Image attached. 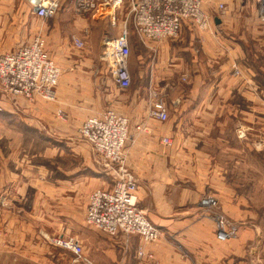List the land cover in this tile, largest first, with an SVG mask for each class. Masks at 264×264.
<instances>
[{
    "label": "crops",
    "instance_id": "obj_1",
    "mask_svg": "<svg viewBox=\"0 0 264 264\" xmlns=\"http://www.w3.org/2000/svg\"><path fill=\"white\" fill-rule=\"evenodd\" d=\"M205 1L210 3L209 1L214 0ZM226 1L214 2L217 5ZM27 4V0H0V54L27 43L35 33L34 26L29 22L22 23L21 20L22 14L29 16L30 6L28 8ZM254 4L257 8L256 0ZM100 10L102 9L90 21L85 19L79 23L80 32L87 37V46L88 43L98 46L99 36L95 29L99 23L103 27L101 40L117 35L116 29L104 27L107 20L106 16H100ZM216 14L220 24L213 22L207 31H198L205 38L204 54L200 57L197 54L196 31L189 25L183 26L177 38L158 43L142 44L131 31V53L128 59L131 85L125 91L114 85L108 94L104 93L106 90L103 87L104 83L107 86L109 84L108 69L105 70V76L103 68L100 72L99 69L87 72L83 68L92 65L93 58H85L77 63L68 56L69 31L66 21L64 23L60 18L58 22L56 19L44 29L47 51L61 70L56 88L57 100L35 101L31 104L23 99H16L11 103L0 93V115L24 114L32 125L42 122L46 131L53 136L74 139L82 119L99 116L111 108L123 114L129 120L130 140L125 148V157L128 168L137 177V204L156 224L163 237L143 244L136 236L122 233L108 236L86 225L83 211L82 217L77 221L81 226L76 232L77 236H73L83 249L82 259L76 261L73 253L53 246L47 240L57 235L69 236L62 230L60 233H53L46 225L67 220L40 215H5L1 218L3 228L0 231V264H262L258 252L254 249L249 253L246 251L247 243L252 240L249 233L239 229L226 242L216 239L213 220L201 213L198 204L200 198L209 195L207 192L210 191L205 189L204 175L198 173L195 183L191 184L187 172L186 160L203 161L213 158L205 150H197L192 139H199L200 136L202 139H209L210 145L216 146L218 143L227 147L228 139H232L229 127L234 119L238 128L236 139H248L246 135L251 128L245 122L249 126L251 124L252 129L255 128L254 125H259L261 111L264 110V104L261 103L264 89L257 73L260 70L258 58L264 57V26L249 23L242 33L235 36V40L228 34L219 38L218 29L227 28L226 31L229 32L240 26L224 23L231 15L230 12L219 16L217 9ZM72 37L74 35L70 38L71 45ZM77 37L84 38L82 35ZM232 63L236 64L240 76L231 75ZM73 65L82 69V75L79 76L82 88L77 89L83 90L84 95L82 107L77 109L65 104L71 87L69 81L72 79L66 69ZM91 74H96V85L87 83ZM151 91L168 96L167 112L171 118L166 123L146 119ZM89 95L97 97L96 107H85L84 96L88 99V104L93 102ZM248 114L252 116L251 121ZM197 118L200 120L197 121ZM143 122L145 130L136 131V125ZM195 124L201 126L202 131ZM248 129L249 132L246 133ZM166 136L173 139L170 147L160 141ZM46 150L50 158H53L52 150L47 147ZM59 159L64 165L61 163L55 170L45 166L44 178L31 184L35 190V202L41 203L43 199L45 204L59 200L70 202L73 199L78 207L76 201L79 196L84 195L83 184L79 185L84 179L83 173H79L83 169H79L77 165L70 173L68 155H63L62 152ZM58 170L59 176L56 174ZM53 171L56 175L54 178ZM210 172L221 174V183H227L223 179L228 174L227 168L221 169V173L218 170ZM73 174L76 177L74 180ZM26 184L24 181L21 187H16L15 192L19 195L9 200L11 207L25 208L28 202ZM111 185L106 184L104 189ZM69 192L74 193L72 198L68 196ZM217 199L222 204L220 197L217 196ZM35 207L38 208L37 205ZM222 207L228 205L223 203ZM140 246L143 248V257L137 255Z\"/></svg>",
    "mask_w": 264,
    "mask_h": 264
},
{
    "label": "rangeland",
    "instance_id": "obj_2",
    "mask_svg": "<svg viewBox=\"0 0 264 264\" xmlns=\"http://www.w3.org/2000/svg\"><path fill=\"white\" fill-rule=\"evenodd\" d=\"M215 1V0H214ZM214 1H209L210 3L206 2L205 4V11L212 18L213 15L217 13L216 3ZM29 4H27L28 8L30 6V13L29 16L21 15L22 23L25 22L26 24L29 22L31 26L36 28L35 33L29 37V41L35 38V36L42 37L45 41V48H46V40L44 37V29L48 28L50 24H52L56 19L60 22V18L63 19L65 25L69 31V50L68 56L72 57L77 63L79 60L85 58H93L92 65H88L87 68H83V70L88 71H95V69H99L100 72L101 68H103L104 76L105 70L107 69V64L103 61V42L101 40L103 29L102 24H97L95 33L99 36V43L97 47L92 46L88 43L87 46V37H85L82 32H80L79 23L82 20H91L93 15L91 14H79L74 10V3L73 0H60L59 9L57 10L56 14L47 20H42L37 18L32 12V5L27 0ZM23 4V3H22ZM225 13L230 12L231 15L224 20L225 24L231 25H238L239 28H233V31H226L227 28L224 30L218 29L217 35L219 38L222 35H229L236 39V35L238 33H242L245 30V25L249 23H257L261 26L258 19V7H255L254 0H227L225 3ZM24 5V4H23ZM207 5V6H206ZM238 9V10H237ZM108 10H100L101 13H106ZM217 15V14H216ZM104 25V27L110 28L108 22ZM213 23V21H211ZM211 26V25H210ZM244 26V28H243ZM191 27V26H190ZM111 29V28H110ZM196 31L197 40H196V47H197V54L198 57L204 54L203 52V43L205 38L201 37L200 32L196 30L194 27L192 28ZM118 32V28H116V33ZM83 37H77L79 35ZM74 35L72 38H80L84 42V47L82 49H76L73 45H71V36ZM84 39V40H83ZM94 41V40H93ZM26 42V40L24 41ZM27 42V43H28ZM73 42V40H72ZM101 43V44H100ZM26 44V43H24ZM23 45V44H22ZM21 46V45H20ZM47 49V48H46ZM131 50V49H130ZM6 53V52H5ZM131 53V51H130ZM3 54V53H2ZM262 55V53H261ZM53 61V60H52ZM54 62V61H53ZM55 64V62H54ZM56 65V64H55ZM233 65L230 66L231 75L233 74ZM57 66V65H56ZM73 65L66 69L67 73H70L72 76L70 79L71 87L68 90L66 95V106L69 108L77 109L82 107L83 102V90L78 91L77 88H82L80 86V77L82 75L80 68L77 69ZM236 66V64H235ZM237 67V66H236ZM258 75L260 77V82L262 83V87L264 89V57L260 56L258 58ZM238 69V68H237ZM239 70V69H238ZM61 71V70H60ZM150 71V70H149ZM130 73V72H129ZM91 79H87V83H92V85H96L95 77L96 74H91ZM240 76V71L237 77ZM88 77V76H87ZM109 79L108 86L104 83L103 87L105 88V94H108V91L112 90L114 85H116L110 76L107 74ZM58 85V84H57ZM57 88V86H56ZM56 88H55V101L56 98ZM94 91V90H93ZM95 93V92H94ZM88 97L93 98V102L88 104V99L86 96L85 98V107H96L97 97H93V95H89ZM168 96H164L163 99L166 103V99ZM9 101V100H7ZM36 101L43 102V100L37 99ZM53 101V102H55ZM150 97H148L149 105ZM11 102V101H10ZM15 102V101H14ZM11 102V103H14ZM35 102V101H34ZM33 102V103H34ZM46 102V101H45ZM29 103V102H27ZM261 103L264 104V96L261 97ZM32 104V103H31ZM169 105V104H168ZM166 107L168 110V106L166 103ZM68 108V109H69ZM148 108V106H147ZM115 112L117 115L125 117L123 114L118 112L117 110L111 108L106 109ZM104 111V112H105ZM200 116V113H199ZM89 117H97V116H89ZM88 117V118H89ZM250 117V121L252 120V116L248 114ZM127 118V117H125ZM171 118L168 115V119ZM87 119L84 118L79 122L76 137L74 139H64L58 137L56 135H52L48 133L46 130V126L40 122L38 124L32 125L29 122V118L24 114L20 115H0V231L3 228L1 218L5 215H40L46 218H59L66 221H62L63 223H49L46 224L51 231L54 233H60L62 230L63 233H66L69 236L66 237H73L77 236L76 232L79 231L80 228L79 219L82 217V212H85V206L88 203V199L90 194L97 190V189H104L109 184H112L113 176L109 173V169L105 167V163L100 160L98 156H94L90 145L80 137L79 135V128L81 123ZM167 119V121H168ZM128 120V119H127ZM200 118H197L199 121ZM256 120V119H255ZM167 121L163 122L166 123ZM160 123V122H159ZM203 121L200 123L202 124ZM251 123V122H250ZM144 124L143 130H138L141 125ZM229 127V136L232 137L228 139V146L216 144V146L210 145L209 139H202L199 136V139H192V143L197 150H205L206 152L213 155V158L209 157L208 160H186L188 167L187 172L189 175V182L195 183V179L197 174H203V182L205 189L209 195H205L203 197H212L216 200L217 206L213 209H205L199 206L201 213L210 219L213 220L214 223V230H215V237H216V218L222 217L225 221H227V226L232 230V237L236 235V232H247L251 235L250 243H247L246 251H250L254 249L255 252H258V256L261 259V263L264 264V110L261 111V121L258 124H255V128L252 129L250 124L245 122V125L250 127L246 130V135L248 139H236L235 133L237 128L236 119L231 121ZM195 127L202 131L201 126ZM194 129V128H193ZM136 131H144L145 130V123H141L136 125ZM195 130V129H194ZM253 130V131H252ZM253 133V135H252ZM128 134H129V120H128ZM51 135V136H49ZM130 137V134H129ZM169 141L170 145H165L162 143V137L160 139L161 143L165 146H172L173 139L166 136ZM253 138V139H252ZM130 139H128L129 141ZM127 141V142H128ZM125 144L123 150V158L124 164L126 168L134 174V172L128 168L126 164V157H125V148L127 145ZM46 147L52 150L53 158H50V154ZM63 152V155H68V165L70 173L73 169L79 166V169H83V171H79L83 173L84 179L80 181V186L83 184L84 188V195L78 198V207L75 200L70 199L69 201H49L48 203L44 204V200L42 199L38 204L35 202V190L34 187L31 186L32 183H35L36 180H42L45 176V166L49 169L53 168L54 170L59 167L64 162L60 161V154ZM81 163L84 164L81 166ZM227 168L228 174L223 176V179L227 181L221 183V174H213L212 170L219 171L221 173V169ZM57 176L60 175L58 170ZM135 175V174H134ZM55 172L53 171V178L55 177ZM71 176V174H70ZM80 176V175H79ZM136 176V175H135ZM75 174L72 175V180H74ZM137 178V177H136ZM26 182V192L28 193L26 197L28 202L25 204L24 209L11 207L9 200L13 199L14 196L16 197L19 195L15 192L16 187H21L23 182ZM29 190V192H28ZM25 194V193H24ZM74 193L69 192L68 196L72 198ZM217 196L220 197L222 200V204L228 205V207H222L221 202L217 199ZM201 197L200 199H202ZM43 198V195L41 196ZM74 198V197H73ZM72 201V202H71ZM200 201V200H199ZM38 206L36 209L35 205ZM199 204V202H198ZM233 204V206H232ZM80 205H83L81 207ZM139 208L145 214L147 220L154 224L152 220L147 216L144 209ZM224 208V209H223ZM85 215V214H84ZM85 217V216H84ZM154 219V218H153ZM53 221V220H52ZM85 221V220H84ZM86 224V223H85ZM87 225V224H86ZM157 228V227H156ZM60 235H57L54 238H59ZM163 237V233L161 238ZM231 237V238H232ZM74 238V237H73ZM52 239V238H51ZM230 240V239H229ZM228 241V240H226ZM223 241V242H226ZM222 242V241H220ZM252 242V244H251ZM252 254V251L250 252Z\"/></svg>",
    "mask_w": 264,
    "mask_h": 264
},
{
    "label": "built area",
    "instance_id": "obj_3",
    "mask_svg": "<svg viewBox=\"0 0 264 264\" xmlns=\"http://www.w3.org/2000/svg\"><path fill=\"white\" fill-rule=\"evenodd\" d=\"M217 1V0H215ZM33 14L42 20L54 16L59 9L60 0H29ZM205 0H73L75 12L85 15L101 13L110 28H118L115 37H106L103 41V61L107 64L108 74L116 86L127 90L131 85L128 70L130 56V32L142 43H158L179 36L184 25L198 31H207L212 18L205 11ZM258 19L264 24V0H256ZM219 16L225 12L224 3L216 5ZM73 46L82 49L84 42L73 38ZM233 74L239 70L233 65ZM60 69L52 61L42 37L23 44L12 51L0 54V93L9 101L23 99L33 103L37 99L46 102L55 101V88L60 77ZM150 101L146 119L160 123L167 121L168 112L164 95L149 93ZM60 112V111H59ZM144 124L138 130H143ZM79 135L91 147L94 156H98L113 176L108 189L93 191L88 199L85 211V223L108 236L122 233L136 236L144 243L158 241L162 232L150 223L137 204L138 182L136 176L124 164L123 150L130 139L128 120L111 110L97 117L85 119L79 128ZM162 143L170 145L167 137ZM199 206L213 209L217 202L212 197H203ZM222 217L216 218V239H231L232 230ZM53 246L74 254L75 260L82 259L83 249L76 238H47ZM137 255L143 257L140 246Z\"/></svg>",
    "mask_w": 264,
    "mask_h": 264
},
{
    "label": "water",
    "instance_id": "obj_4",
    "mask_svg": "<svg viewBox=\"0 0 264 264\" xmlns=\"http://www.w3.org/2000/svg\"><path fill=\"white\" fill-rule=\"evenodd\" d=\"M212 20L215 24H220V19L216 14L212 16Z\"/></svg>",
    "mask_w": 264,
    "mask_h": 264
}]
</instances>
